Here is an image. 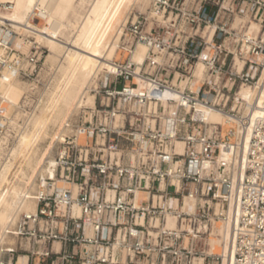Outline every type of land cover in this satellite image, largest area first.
<instances>
[{
  "label": "built area",
  "instance_id": "obj_1",
  "mask_svg": "<svg viewBox=\"0 0 264 264\" xmlns=\"http://www.w3.org/2000/svg\"><path fill=\"white\" fill-rule=\"evenodd\" d=\"M152 11L126 28L101 100L56 142L57 181L36 194L37 211L12 214L0 264H224V253L208 254L221 227L230 264H264V116L253 117L264 100H235L259 83L264 39L233 27L243 17L264 31V0H153ZM138 44L149 49L140 74L148 87L135 94ZM33 49L0 58V75L16 70L31 86L17 106L0 96V167L38 112L44 51ZM214 111L225 123L209 120Z\"/></svg>",
  "mask_w": 264,
  "mask_h": 264
},
{
  "label": "bare ground",
  "instance_id": "obj_2",
  "mask_svg": "<svg viewBox=\"0 0 264 264\" xmlns=\"http://www.w3.org/2000/svg\"><path fill=\"white\" fill-rule=\"evenodd\" d=\"M76 1L78 0H0V39H10L13 32L40 39L39 44H44L50 49L48 61L55 63L58 60L56 72L61 81L60 86L57 84L53 88L51 87L52 89H49L43 96L44 99L41 100L38 112L32 119L29 128L11 150L9 162L0 167V235L4 232L17 208H23L28 213L37 211L38 202L36 197H33L32 192L38 177L44 174L48 176L39 181L38 192L42 187L47 186V178L57 181L58 164L56 159L49 157L55 143L62 139L63 133H66L67 122L73 113L83 107H95L96 96L92 95V87L97 85L100 75L116 72L117 68L114 65L113 57L117 51L120 53L122 48V29L125 27L128 18L127 15L124 17V14L131 11L140 2H152L153 0H79V2L86 1L89 4L87 11L83 15L74 11L75 20L66 24L65 21L73 10ZM7 5L11 7H4V10H9V15H5L2 10V6ZM150 11L153 12L152 5ZM146 15L153 17L150 14ZM35 18L45 20L44 27L36 26L32 22ZM136 19L137 17L134 20ZM61 28L70 29L73 32L67 42L60 41L57 36ZM253 29L256 35L261 33L258 26H254ZM214 31L215 27H212V34ZM244 32L249 35V32ZM148 51L147 46L138 44L131 57V61L137 65L135 79L138 88L133 90L135 94H140L148 87V81L140 77ZM239 59L237 58L236 61L238 63L237 68L239 72H243L245 61L240 59L242 61L240 62ZM196 77V83L204 79L205 68L203 63L199 65ZM244 87L250 91L243 97L244 92L241 91ZM176 97L179 98L178 94ZM235 100H247L250 104L253 100L256 102L264 100V71L257 87L241 86ZM47 101L49 104L54 102V106L52 103L50 104L54 109L49 112L50 115L48 116H46L48 112L43 111L46 113V117L42 118L39 115L43 110L41 105ZM261 116H264L263 112L258 109L253 114L254 118ZM208 117L210 121L225 123V117L219 112H210ZM53 122L58 124L60 128L58 134L55 133L51 137L52 141L48 146L49 148L35 150V144ZM81 142H85L84 136H81ZM178 148L179 152H183L184 145L178 144ZM4 151V140H2L0 143V163ZM173 224L175 225V222ZM220 236L223 239L226 237L224 227L211 234L208 254L224 253L227 256L224 264H230L231 247L228 245L224 247ZM211 240H213L212 244ZM185 243L188 246V240H185ZM197 263L203 264V260L199 259Z\"/></svg>",
  "mask_w": 264,
  "mask_h": 264
},
{
  "label": "rangeland",
  "instance_id": "obj_3",
  "mask_svg": "<svg viewBox=\"0 0 264 264\" xmlns=\"http://www.w3.org/2000/svg\"><path fill=\"white\" fill-rule=\"evenodd\" d=\"M89 1H92V0H89ZM151 5H152L151 1L150 2H140V3L136 4L131 11H127L124 14V17L127 15L128 18L126 20V24L124 25L125 27L122 29L123 30L122 40H121L122 42L124 41V36L126 33V31H125L126 27L129 26V24L136 17H138L140 15H144V14H150L151 16L155 17L153 12L150 11ZM4 7L10 8L11 6L10 5L2 6L3 13L5 15H9L10 11L4 10L5 9ZM87 7H89V4L86 1H84V2H81V1L79 2V0L76 1V3L74 4V8L69 13L65 23L67 24L68 22L75 20L76 16H75L74 11L83 15L87 11V9H88ZM32 22L40 28L44 27V25L46 23L45 20H41V19H37V18H35ZM254 26H258L261 30V27L259 24H257L256 22H251V21H249L243 17H237L233 23L234 28L239 29L241 32H243V31L249 32V36L251 35L254 37H260V36L263 37L264 31L261 30V33L256 35L255 31L253 29ZM4 30H5V28H4ZM72 33L73 32L70 29L61 28L60 31L58 32L57 36H58L60 41L67 42V39L71 38ZM12 36H13V39H11ZM12 36L8 40L0 39V58L5 56L7 50L11 49V48H15V50L22 52L25 56H28L31 48L34 46H38L39 48L43 49V51H44L43 59L41 60V63L39 65L40 69H42V71H40V75L36 81V85H35V87H33V88H35V91H33L34 96L38 97L40 99V102H41V100L44 99L43 96H45L46 92H48L49 89H52L53 86H56L57 84H59V86L61 85V81L59 80V77L57 76L58 73L56 72V66H57L58 60H56L55 63L48 61V57L50 56V49L48 46H46L44 44L40 45L39 44L40 39H35V38L30 37L28 35H25L22 33H17V32H13ZM10 40H11V42H10ZM11 45H13V47ZM37 54H38V52L33 49L32 55L37 56ZM123 59H124V57L121 56L118 51L115 54V56L113 57L114 61L123 60ZM240 62H242V61L240 60ZM237 65H238V63H237ZM106 76H107V73L101 74L99 79L97 80V85L92 87V91H93L92 95L96 96L95 100H101L99 95H98V92L101 88H103V83L105 80L104 78ZM52 82H54V83H52ZM198 82H200V81H198ZM110 84L111 85L113 84V80H110ZM122 85L123 84L121 83L119 88H122ZM30 90H31L30 84L28 82H25V81L19 79L18 78V72L16 70H11V69L6 68L2 72V74L0 75V96H2L5 100H8L13 106L19 105V103L23 100L24 96L27 93H29ZM249 91H250V89H247L246 87L242 88L241 92H244L243 97L246 96L249 93ZM51 103L53 105L54 102H51ZM50 104L47 101L44 105L43 104L41 105L43 110H42V112H40L39 115L42 118L50 115L49 112H51L54 109L53 106L55 104L53 106ZM47 108H48V111H46ZM43 111H45L46 113L48 112V114H46ZM79 111L80 110L76 111L75 113H73V115L78 113ZM45 114H46V116H45ZM69 120H68V122H69ZM68 122H67V124H68ZM67 127L68 128L66 130V134H70L72 127H69L68 125H67ZM59 130H60V128L58 127V124H55V122L51 123L49 125V127L47 128L46 132L43 133L42 138H40L38 140V142L35 144L34 149L35 150H37V149L46 150V148L50 145V143L52 141L51 137H53V135L55 133L58 134ZM55 146H56V143H55ZM55 146H54V148H55ZM55 153H56V151L53 150L49 157L55 159V157H56ZM33 154H34V152H33ZM44 177H48V176L46 174H44V175L38 177L39 179H37L36 182L34 183L35 189L32 192L33 197H37L36 194L39 193L38 191L40 188L39 181L41 180V178H44ZM63 185L64 184L59 183L55 186H63ZM50 189H52V188L50 187ZM213 240H211V244L213 243ZM216 244H218V243H216ZM214 248H215V246H214Z\"/></svg>",
  "mask_w": 264,
  "mask_h": 264
}]
</instances>
